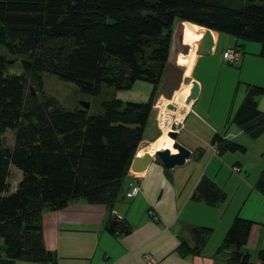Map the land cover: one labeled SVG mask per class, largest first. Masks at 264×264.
Listing matches in <instances>:
<instances>
[{"label":"trees","instance_id":"16d2710c","mask_svg":"<svg viewBox=\"0 0 264 264\" xmlns=\"http://www.w3.org/2000/svg\"><path fill=\"white\" fill-rule=\"evenodd\" d=\"M176 21L257 42L264 58V0H0V264L55 262L42 240L44 208L75 200L112 208L142 140ZM16 56L21 72L8 73V57ZM42 72L89 95L102 86L127 89L137 80L151 91L145 102L103 100V113L89 115L46 96ZM263 91L246 84L230 119L250 137L264 131V112L254 101ZM6 129L14 131L11 146L1 138ZM212 143L219 154L244 151L219 135ZM10 164L21 172L13 191ZM256 186L264 192V177ZM191 198L214 205L226 194L201 176ZM251 224L232 219L217 248L228 254L227 264L249 262L244 247ZM209 234L207 227H190L176 252L199 254ZM256 258L264 264V250Z\"/></svg>","mask_w":264,"mask_h":264},{"label":"crops","instance_id":"0c3cea01","mask_svg":"<svg viewBox=\"0 0 264 264\" xmlns=\"http://www.w3.org/2000/svg\"><path fill=\"white\" fill-rule=\"evenodd\" d=\"M180 23L186 22L176 21L172 27L156 99L171 101L183 82L177 56L173 54L185 47L176 39ZM209 32L212 43L207 48H196L190 71V80H197L200 91L181 121L169 126L176 130L177 141L190 151L189 157L172 168L153 159L146 169L138 171L130 162L111 209L83 200L71 201L58 210L44 208L40 215L42 240L56 256L53 264H227L228 254L217 248L236 215L252 222L244 252L250 255L247 264H259L256 254L264 250V192L256 184L264 177V131L250 137L230 119L245 95L246 84L264 88V58L258 55L257 44H244L227 34L219 48L222 33ZM233 45L240 49L235 60L238 67L229 68L220 55L224 48ZM215 70L220 81L210 77ZM254 101L257 109L264 112V91L254 96ZM154 120L151 109L138 146L142 150L154 148L149 144L141 147V143L155 141L160 135ZM215 135L242 146L244 151L219 154L212 143ZM137 175L141 179L140 190L133 197H126L129 184ZM201 176L220 187L226 199L214 205L192 199ZM112 215L128 225V231L109 230ZM195 226L209 228L210 234L199 254L180 256L176 247L188 229ZM12 264L48 263L16 260Z\"/></svg>","mask_w":264,"mask_h":264},{"label":"rangeland","instance_id":"374dc122","mask_svg":"<svg viewBox=\"0 0 264 264\" xmlns=\"http://www.w3.org/2000/svg\"><path fill=\"white\" fill-rule=\"evenodd\" d=\"M180 31L181 30H178V28H177L176 32L180 33ZM225 35L226 34L222 33V36H221L219 43H218L219 48L224 45L223 37ZM243 43L244 44H246V43L257 44L259 46V43L252 42V41H244ZM178 47H177V49H178ZM185 48L188 50V47L185 46L184 48H182L183 51H181L180 49H178L177 51L174 50L173 54H176V56L178 57L180 54L185 53V51H184V50H186ZM8 59H9V66L7 67V72L19 74L21 72L20 61H19L21 59V57L20 56L8 57ZM223 64L229 68L238 67L237 61H235L233 63H229V64L223 62ZM181 70H182V67L179 66V76L181 75ZM216 73H217V71L215 70L213 72V75L211 74L210 77L213 79V81H215V80L220 81L219 78H217ZM40 76H41V80H42V88L41 89H42V92L46 96L53 97L58 102V104H60L65 110H73L75 108H83L81 103H87L88 107L84 110H86L89 115H100L103 113V110L100 106V104L103 100L115 98V99L121 100L123 103H125L126 101L145 102L148 99L150 91H151V85L149 83L137 80L132 84V86L130 88H127V89L117 90L113 87L102 86L100 89V92L97 95H89L86 93L79 92L76 89V87L74 86V84H72L70 82H65V81L59 80L56 76H54L52 74L42 72L40 74ZM193 76L197 77V69L195 70V73L193 74ZM182 80L186 84L190 83L189 78H185V80L184 79H182ZM195 81L197 82V80H195ZM177 89L175 90V92L177 91ZM199 91H200V89L198 87V93H199ZM174 93H173V96H174ZM173 96L171 98V101H165V100H162L161 98L156 99V97H155L151 109H152V115L156 119V120H154L156 124H157V115H158V112L160 111V108L154 107V104L157 101L162 100V103H164V104L170 103V104L174 105L173 100H172ZM203 97H204V93L201 97V99L204 100ZM164 108H167V106L166 107L164 106ZM174 108H175V106H174ZM168 109H170V108H168ZM174 123H176V122H174ZM172 126H175V124H173ZM156 129H157L156 133L158 135L160 132V129L159 128H156ZM170 129H173V128L171 127ZM157 135L155 137H157ZM1 138L4 142V144H6L7 146H11L12 142H13V138H14V131L6 129L1 134ZM153 139H151V141ZM148 144L149 143H141V147L147 146ZM138 149H140V148H138ZM20 178H21L20 170L17 169L15 166L10 164L9 165V176L7 178V182L10 186L11 191H13L15 189L16 184Z\"/></svg>","mask_w":264,"mask_h":264},{"label":"bare ground","instance_id":"6f19581e","mask_svg":"<svg viewBox=\"0 0 264 264\" xmlns=\"http://www.w3.org/2000/svg\"><path fill=\"white\" fill-rule=\"evenodd\" d=\"M196 29L197 27L190 24L180 23L178 26V30L181 31L180 33H178L177 37L175 36L180 44L189 47L188 51L185 54H180L176 60L178 65L182 67L181 75L184 80L185 78L190 79L191 65L195 50L197 48L195 43L197 37ZM189 87L190 83L186 84L182 82L179 85L172 99L175 106L174 109L164 108V106L166 107L167 104L162 103V100H159L154 104V107L160 108V111L157 115V125L160 129V135L158 136V138H156L155 141L149 143V146L154 148L146 149L153 151L157 150L156 148H169L170 151H175L171 148L172 140L166 135V131H168L171 123L178 122L180 119H182L181 117L183 113L188 109L189 103H185L184 100L189 93Z\"/></svg>","mask_w":264,"mask_h":264},{"label":"water","instance_id":"95a60500","mask_svg":"<svg viewBox=\"0 0 264 264\" xmlns=\"http://www.w3.org/2000/svg\"><path fill=\"white\" fill-rule=\"evenodd\" d=\"M196 29V46L197 48H207L211 45L212 39L211 34L208 28L197 25ZM198 94V83L194 80H190L189 93L185 97L184 102L190 103L193 99L196 98ZM82 107L86 109L88 107L87 103H81ZM167 108L174 109V105L168 103ZM166 135L172 140L171 148L175 150V153H170L169 148L157 149V150H142L137 149L134 153V156L131 161V167L138 170H144L150 164L153 159L158 160L165 168H172L174 166H178L183 164L185 159H187L190 155V151L181 145L177 141V132L174 129H168L166 131ZM108 229L114 230L117 229L119 231H125L123 227V222L116 215H112L111 219L108 223Z\"/></svg>","mask_w":264,"mask_h":264},{"label":"built area","instance_id":"2783aa9c","mask_svg":"<svg viewBox=\"0 0 264 264\" xmlns=\"http://www.w3.org/2000/svg\"><path fill=\"white\" fill-rule=\"evenodd\" d=\"M238 55H239V50L233 45L224 48L221 52L220 58L223 62L229 64V63H233L237 59ZM233 169L235 171H239L237 167H234ZM140 183H141L140 175L139 176L137 175L135 179H133V181L130 182L129 188L125 192V196L133 197L134 195H136L140 190Z\"/></svg>","mask_w":264,"mask_h":264}]
</instances>
